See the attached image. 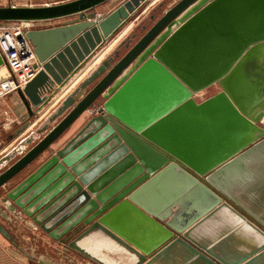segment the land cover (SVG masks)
Returning <instances> with one entry per match:
<instances>
[{
	"label": "water",
	"instance_id": "water-1",
	"mask_svg": "<svg viewBox=\"0 0 264 264\" xmlns=\"http://www.w3.org/2000/svg\"><path fill=\"white\" fill-rule=\"evenodd\" d=\"M107 1L8 3L0 21L66 18ZM147 1L29 30L39 70L16 92L29 117ZM166 1L0 157V188L14 181L1 204L96 264L107 263L81 242L115 243L124 264H264V225L232 204L226 183L264 146V0ZM221 216L262 237L227 251L224 238L203 236Z\"/></svg>",
	"mask_w": 264,
	"mask_h": 264
},
{
	"label": "crops",
	"instance_id": "crops-1",
	"mask_svg": "<svg viewBox=\"0 0 264 264\" xmlns=\"http://www.w3.org/2000/svg\"><path fill=\"white\" fill-rule=\"evenodd\" d=\"M77 15L80 16L82 15V13ZM82 20L85 19H78V20L69 19L67 22L65 21L63 23L70 24ZM104 48L105 46L104 47L101 46V48L97 52H95V54L88 60V62L84 64V66L78 71V73L74 75L73 78L76 80L74 79L72 80L76 82L73 81L74 83L71 84L72 86L69 85L70 84L69 82L72 81L70 80L68 83H66L64 86H62L59 89V91L51 99V102L53 101V99L56 100L53 101L51 105H49V107L46 109V111H44L43 114H41L42 116L38 112V115L40 117L38 119H41V117L45 116L52 108H54L56 104H58V102L73 88V86H75V84H77V82L83 76H85L87 72H89L91 68L95 66V64H97L101 60L102 56L105 54L104 52L107 49V47L105 49ZM217 90H219L218 87L213 86L199 92L194 96L197 101H202L213 95ZM41 120L38 121L40 122ZM79 124L80 122L76 123L74 127H72L73 129L71 128L69 134L73 132ZM6 152L7 150L5 151V149H3V151L0 153V157L6 154ZM226 183L228 185L227 186L228 191L231 192L233 198L235 199L233 201L234 203L232 204H234V206H237L238 208H242V207L247 208L254 216L259 218V220L257 219L258 220L257 221L254 218V216H251L253 220L257 223L259 222L260 224L264 225V146H261L255 152H253L249 157L241 160L237 165H235L231 174L228 175ZM2 211L5 212L6 215H3L2 212H0V216L8 223L13 221L14 219L19 220V224L17 225L18 227L17 230L21 232V237H20L21 239L18 240L20 245L36 246L37 245L36 243L38 242V238H40L41 236L39 233L43 231H41L37 226L32 225L30 219L22 215L20 212L14 213L8 210L7 208H4ZM232 215L237 219V217L234 214ZM238 221L240 222V220ZM28 232H30L33 236L30 237L28 235ZM203 232H204L203 236L209 239L213 237H217L215 238V240H217L218 238H224L226 240L224 247L229 252L246 250L247 245L254 243L255 238L253 237L252 232L254 233L255 236L262 237L258 235L254 229L246 225L245 222H240L238 226L232 227V225H230V221L223 216L214 219L211 223H209V226L204 228ZM7 240L14 241V239H12V236L11 239L6 238L5 236L4 238H0V264L2 262L6 264V259L8 254ZM54 242L58 243V245L60 246H63L61 243L57 241ZM14 244L15 246H18L16 243ZM81 245L85 246L88 250H90L93 254H95L98 258H100L107 264H113V263L122 264L124 260L123 258H125L124 257L125 253L123 249H121L118 245H116L113 242L100 243V242L91 241V242H81ZM20 250L22 252H25V250H23V247H20ZM27 255L32 257L31 254H27ZM128 260L129 262L128 263L126 262V264H131L132 257L129 256Z\"/></svg>",
	"mask_w": 264,
	"mask_h": 264
},
{
	"label": "rangeland",
	"instance_id": "rangeland-1",
	"mask_svg": "<svg viewBox=\"0 0 264 264\" xmlns=\"http://www.w3.org/2000/svg\"><path fill=\"white\" fill-rule=\"evenodd\" d=\"M67 0H34L35 3H59ZM125 0H108L107 2L99 5L93 10L82 13V15H74L70 17H66L63 22H67L69 19H93L98 14H107L114 8H116L119 4L123 3ZM151 0H148L143 6L136 12V14L128 20L104 45L105 54L106 51L111 50L115 44L132 28L135 27V24L143 18L146 14H148L152 8L160 1L155 0L148 7L147 5ZM173 0H167L165 5H169ZM8 2L6 0H0V6L6 5ZM102 46V47H104ZM104 48V49H105ZM103 49V50H104ZM107 51V52H108ZM104 56V55H103ZM102 56V57H103ZM1 74H7V70L5 67L1 68ZM6 111V115L1 116L0 120L4 123L5 118H7L9 125L2 127V137L4 142V149L7 152L15 146L22 138L27 136L29 132H31L40 122L38 113H34L31 117H29L28 113L25 110L19 96L16 93H11L7 96V98L0 102V113H4ZM1 153V152H0ZM19 157V154L16 155L15 159ZM13 159V160H15ZM12 160V161H13ZM11 163V162H10ZM9 163V164H10ZM14 181H11L7 185L0 188V207L2 210L5 208L1 204L2 198L5 196L6 191L11 187ZM3 206V207H2ZM0 224L3 225L5 230L12 236L14 241L7 240L8 254L6 259V264H46L47 262H53L56 264H96L93 261L85 258L84 256L78 254L74 250L66 247L60 246L58 243L54 242L52 238H50L46 233L40 232V238H38V242L36 246L24 245L21 246L18 240L21 238V232L17 230V225L19 224V220L14 219L11 222H7L0 216ZM28 235L33 236L30 232ZM0 238H4L0 233ZM16 243L18 246H15ZM20 247H23L25 252L20 250ZM25 248V249H24ZM31 254L28 256L27 254ZM3 259V257H2ZM1 264H4L2 262Z\"/></svg>",
	"mask_w": 264,
	"mask_h": 264
},
{
	"label": "built area",
	"instance_id": "built-area-1",
	"mask_svg": "<svg viewBox=\"0 0 264 264\" xmlns=\"http://www.w3.org/2000/svg\"><path fill=\"white\" fill-rule=\"evenodd\" d=\"M6 1L15 6L49 4L35 3L34 0ZM63 20L64 18L29 22L0 21V56L4 63L3 66L7 70V74L0 73V102L4 101L11 93H16L18 89H23L39 70V67H34L37 59L34 48L27 38V32L64 25ZM2 114L5 116L7 113L6 111L0 113V116H3ZM8 125L7 118H5L4 123L0 120V152L4 149L2 127Z\"/></svg>",
	"mask_w": 264,
	"mask_h": 264
},
{
	"label": "bare ground",
	"instance_id": "bare-ground-1",
	"mask_svg": "<svg viewBox=\"0 0 264 264\" xmlns=\"http://www.w3.org/2000/svg\"><path fill=\"white\" fill-rule=\"evenodd\" d=\"M155 0H151L150 1V3L147 5V7L151 4V3H153ZM91 62V61H90ZM3 65L0 67V69L2 68L3 69ZM89 67V66H88ZM86 69V68H85ZM82 73V72H81ZM81 76V75H80ZM77 77V76H76ZM79 78V77H78ZM77 78V79H78ZM74 79V78H73ZM74 80H76V79H74ZM74 80H72L71 82H69L70 84L69 85H71L72 83H74V82H76V81H74ZM74 81V82H73ZM72 86V85H71ZM67 87V86H66ZM67 89V88H66ZM65 89V90H66ZM64 90V89H63ZM61 93H62V91H61ZM56 100V99H55ZM54 99H53V101H55ZM52 101V102H53ZM51 101L49 102V104L48 105H46L41 111H39V113H40V115L41 114H43L44 113V111H46V109L49 107V105H51V103H52ZM54 105V104H53ZM42 116V115H41ZM40 118V117H39ZM94 242H97V241H94ZM95 246V245H94ZM111 262V261H110ZM114 264V263H113Z\"/></svg>",
	"mask_w": 264,
	"mask_h": 264
},
{
	"label": "flooded vegetation",
	"instance_id": "flooded-vegetation-1",
	"mask_svg": "<svg viewBox=\"0 0 264 264\" xmlns=\"http://www.w3.org/2000/svg\"><path fill=\"white\" fill-rule=\"evenodd\" d=\"M150 14H152V12H151ZM150 14L148 13V15H147L148 17L146 16V17H147V21L149 20L148 18H149V15H150ZM146 17H145V18H146Z\"/></svg>",
	"mask_w": 264,
	"mask_h": 264
}]
</instances>
